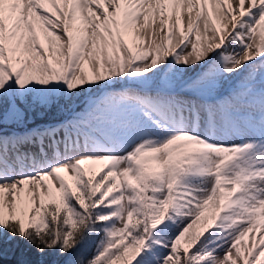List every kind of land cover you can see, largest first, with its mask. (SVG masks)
Segmentation results:
<instances>
[{
  "label": "snow or ice",
  "instance_id": "1",
  "mask_svg": "<svg viewBox=\"0 0 264 264\" xmlns=\"http://www.w3.org/2000/svg\"><path fill=\"white\" fill-rule=\"evenodd\" d=\"M0 264H264V0H0Z\"/></svg>",
  "mask_w": 264,
  "mask_h": 264
},
{
  "label": "rangeland",
  "instance_id": "2",
  "mask_svg": "<svg viewBox=\"0 0 264 264\" xmlns=\"http://www.w3.org/2000/svg\"><path fill=\"white\" fill-rule=\"evenodd\" d=\"M173 43H175V38L173 39Z\"/></svg>",
  "mask_w": 264,
  "mask_h": 264
}]
</instances>
